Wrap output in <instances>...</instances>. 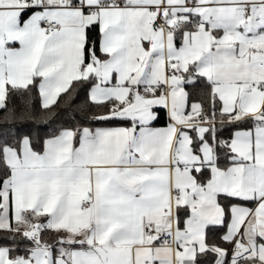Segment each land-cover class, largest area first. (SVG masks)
Returning <instances> with one entry per match:
<instances>
[{
	"label": "snow or ice",
	"instance_id": "snow-or-ice-1",
	"mask_svg": "<svg viewBox=\"0 0 264 264\" xmlns=\"http://www.w3.org/2000/svg\"><path fill=\"white\" fill-rule=\"evenodd\" d=\"M0 264H264V0H0Z\"/></svg>",
	"mask_w": 264,
	"mask_h": 264
}]
</instances>
